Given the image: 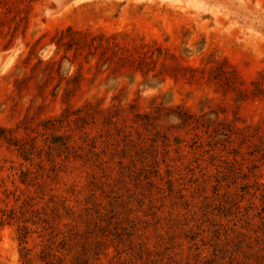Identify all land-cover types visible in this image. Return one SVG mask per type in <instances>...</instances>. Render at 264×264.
Instances as JSON below:
<instances>
[{
	"label": "rangeland",
	"instance_id": "1",
	"mask_svg": "<svg viewBox=\"0 0 264 264\" xmlns=\"http://www.w3.org/2000/svg\"><path fill=\"white\" fill-rule=\"evenodd\" d=\"M0 264H264V0H0Z\"/></svg>",
	"mask_w": 264,
	"mask_h": 264
}]
</instances>
